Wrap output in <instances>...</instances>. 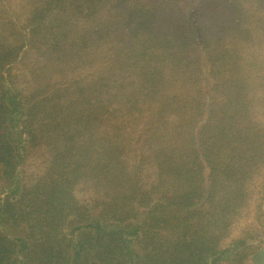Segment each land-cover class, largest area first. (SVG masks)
I'll use <instances>...</instances> for the list:
<instances>
[{"label":"trees","instance_id":"trees-1","mask_svg":"<svg viewBox=\"0 0 264 264\" xmlns=\"http://www.w3.org/2000/svg\"><path fill=\"white\" fill-rule=\"evenodd\" d=\"M256 181L264 0H0V264H264Z\"/></svg>","mask_w":264,"mask_h":264},{"label":"rangeland","instance_id":"rangeland-1","mask_svg":"<svg viewBox=\"0 0 264 264\" xmlns=\"http://www.w3.org/2000/svg\"><path fill=\"white\" fill-rule=\"evenodd\" d=\"M20 64L16 67V70H21ZM45 158L40 153L34 154L32 157L29 158L25 165V174L27 177L33 178L36 175L40 174L42 168L44 166ZM258 181H256L255 185L251 187V196L249 199L248 205L241 211L240 215L237 217L230 236L223 241V245L228 244L232 239L236 238L244 234V232L248 229H255V231L264 235V231H262L261 225H264V219L258 218V205L260 200V192L259 187L257 186ZM88 192V191H87ZM77 195L80 197L84 194L82 191H76ZM3 228L6 234H12V230L7 227H2L0 225V229ZM12 231V232H11ZM262 231V232H261ZM263 235L259 237H264Z\"/></svg>","mask_w":264,"mask_h":264}]
</instances>
